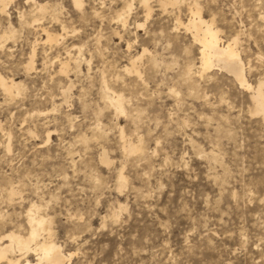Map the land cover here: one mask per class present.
<instances>
[{
    "label": "rangeland",
    "instance_id": "obj_1",
    "mask_svg": "<svg viewBox=\"0 0 264 264\" xmlns=\"http://www.w3.org/2000/svg\"><path fill=\"white\" fill-rule=\"evenodd\" d=\"M38 1L49 12L28 0L0 10V36L15 31L0 42V73L22 83L9 94L0 85V237L26 235L34 203L50 220L42 239L73 252L69 264H264V119L231 72L200 75L199 44L175 27L188 3L149 0L147 17L140 0ZM199 3L224 40L239 35L257 84L264 0ZM43 27L64 32L58 44ZM145 49L139 72L126 70ZM104 85L126 113L108 106ZM139 140L142 151H126Z\"/></svg>",
    "mask_w": 264,
    "mask_h": 264
},
{
    "label": "bare ground",
    "instance_id": "obj_2",
    "mask_svg": "<svg viewBox=\"0 0 264 264\" xmlns=\"http://www.w3.org/2000/svg\"><path fill=\"white\" fill-rule=\"evenodd\" d=\"M28 1L33 2L37 12H49V3H41L38 0ZM73 1L76 7L80 9L85 3V0ZM185 1L186 0H160V2L164 6L173 5L178 6L179 8H181V5L183 3H188L187 9L190 13V16L187 23L182 21L180 16H177L175 27L178 28L179 25H183L188 31L192 33L194 41L199 44L200 66L198 68H200V75H204L209 71H212L213 69H222L231 72L242 88L251 90L254 113L262 115L264 119V76L258 79L257 84L253 85L252 83H250L247 75L248 67L241 56V50H239L238 46L239 35L237 34L230 39L224 40L220 36L221 30L215 25V17H212L211 19L205 18V16L203 15L202 5L199 3V0H192L189 2ZM256 1V5H260L261 0ZM12 2L13 0H0V10L5 11ZM140 2L144 6L146 16L148 17L151 14L152 10L149 0H140ZM132 4L133 3H128L125 8L117 13V19L121 21L124 26L127 24L129 11L132 8ZM39 20L41 19L36 18L33 22H37ZM63 29H66L65 26L63 27ZM42 30L46 36L45 42L49 43H57L61 39L60 36H62V34L64 33L63 32L62 34H56L46 27H43ZM14 33V30L1 33L2 35L0 36V42L6 41L10 37H13ZM76 47L79 49V55L78 57H76L77 59L80 57V54H82V48L78 46ZM146 51L147 49H145L144 52L138 57L132 59L131 67H128L126 65L125 69L128 71L139 72L136 63ZM34 57L35 49L33 48L32 54L30 55V60L27 63L28 70L33 68ZM63 59L61 60L60 71L68 72L71 62L75 59V57L68 50L67 57L65 58V60ZM194 66L195 64L191 63L188 66V70L191 71ZM104 82L106 81L104 80ZM21 84L22 83L18 82L16 79H8L0 73V85L5 93L7 92V94H9L12 92H21ZM104 86L105 87L103 90V95L105 96L103 97H105L108 106L112 107L115 113L118 115L126 113V99L124 95L116 92L115 90H112L108 85ZM50 137L51 133H48V138L50 139ZM125 148L126 151L131 154L142 151L143 145L141 143V140H139L137 144L130 142L125 146ZM103 161L107 163V158L104 157ZM120 182L122 184L125 183V178L123 175H120ZM27 218L29 221V230L26 235L14 231H9L0 237V262H5L8 264H19L22 259H25L24 264H69L74 255L73 252L64 253L61 245L48 238L42 239L41 236L43 232L47 231L50 233L51 228L49 225V218L43 216L40 213V207L38 205L34 203L31 205V207L27 211ZM30 252H33L38 256L37 263H33L28 258Z\"/></svg>",
    "mask_w": 264,
    "mask_h": 264
}]
</instances>
